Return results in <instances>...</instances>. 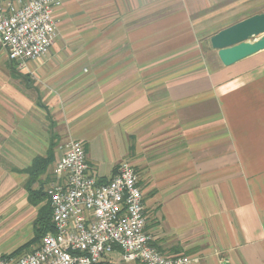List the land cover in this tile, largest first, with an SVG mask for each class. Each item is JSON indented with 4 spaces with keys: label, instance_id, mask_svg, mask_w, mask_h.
I'll list each match as a JSON object with an SVG mask.
<instances>
[{
    "label": "crops",
    "instance_id": "0c3cea01",
    "mask_svg": "<svg viewBox=\"0 0 264 264\" xmlns=\"http://www.w3.org/2000/svg\"><path fill=\"white\" fill-rule=\"evenodd\" d=\"M262 12L264 0H65L49 54L19 67L0 53V255L35 237L47 200L29 187L47 191L77 139L99 182L134 166L159 251L264 264V50L226 66L210 43ZM105 261L143 264L118 248Z\"/></svg>",
    "mask_w": 264,
    "mask_h": 264
},
{
    "label": "built area",
    "instance_id": "2783aa9c",
    "mask_svg": "<svg viewBox=\"0 0 264 264\" xmlns=\"http://www.w3.org/2000/svg\"><path fill=\"white\" fill-rule=\"evenodd\" d=\"M65 0H0V47L23 67L50 53L57 36L54 9ZM47 188L54 230L39 247L0 264H101L120 249L125 262L195 264L187 255L168 256L147 230L144 195L135 168L123 162L112 179L89 172L83 140L70 139Z\"/></svg>",
    "mask_w": 264,
    "mask_h": 264
},
{
    "label": "water",
    "instance_id": "95a60500",
    "mask_svg": "<svg viewBox=\"0 0 264 264\" xmlns=\"http://www.w3.org/2000/svg\"><path fill=\"white\" fill-rule=\"evenodd\" d=\"M210 43L226 66L264 50V12L253 14L219 30L211 36Z\"/></svg>",
    "mask_w": 264,
    "mask_h": 264
},
{
    "label": "trees",
    "instance_id": "16d2710c",
    "mask_svg": "<svg viewBox=\"0 0 264 264\" xmlns=\"http://www.w3.org/2000/svg\"><path fill=\"white\" fill-rule=\"evenodd\" d=\"M51 152V151H50ZM54 162V155L52 152L46 158H36L33 164L28 167V171L31 173V180H35L40 174L45 172V170ZM29 194L31 198H35L36 201L47 200V203L41 208L38 218L35 220V237L25 244L24 246L13 252L10 257H15L21 255L25 250H27L33 244L42 242L43 237L50 231L54 230L52 223V208L48 200V194L46 190H33L29 187ZM35 201V203H37ZM101 264H111L110 262L104 261Z\"/></svg>",
    "mask_w": 264,
    "mask_h": 264
},
{
    "label": "rangeland",
    "instance_id": "374dc122",
    "mask_svg": "<svg viewBox=\"0 0 264 264\" xmlns=\"http://www.w3.org/2000/svg\"><path fill=\"white\" fill-rule=\"evenodd\" d=\"M0 53H6V51H4V50H2L1 48H0ZM65 143H67V142H65ZM65 145V144H64Z\"/></svg>",
    "mask_w": 264,
    "mask_h": 264
}]
</instances>
